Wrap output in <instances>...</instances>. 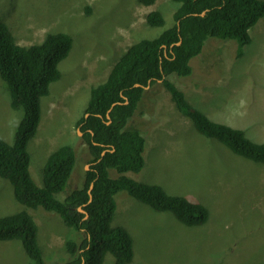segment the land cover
<instances>
[{"label": "rangeland", "instance_id": "374dc122", "mask_svg": "<svg viewBox=\"0 0 264 264\" xmlns=\"http://www.w3.org/2000/svg\"><path fill=\"white\" fill-rule=\"evenodd\" d=\"M176 9L171 0H155L149 6L140 0H0V22L18 45L40 44L53 33L72 39L67 57L58 64L60 78L40 100V122L27 145L28 170L37 186L43 184L47 157L63 145L73 148L75 165L64 192L55 197L63 200L82 186L91 157L77 122L84 115L89 89L106 80L129 46L172 26ZM151 11L163 15V28L147 26ZM248 34L250 42L239 57L236 41L208 39L190 61V76L173 80L191 106L211 121L242 130L250 141L262 143L264 16ZM10 102L0 78V138L9 144L22 118V111L12 110ZM126 130H137L145 138L144 166L138 173L122 175L208 208L205 224L187 227L172 213L155 212L126 192L117 193L111 225L125 228L133 239L134 255L128 264H264V164L200 135L160 82L144 89ZM109 175L120 176L114 170ZM22 210L37 226L44 263L71 261L66 243L79 244L84 233L66 226L53 212L20 205L10 184L0 178V216ZM0 264L34 263L19 242L11 241L0 243ZM102 264H114L112 255L106 254Z\"/></svg>", "mask_w": 264, "mask_h": 264}, {"label": "trees", "instance_id": "16d2710c", "mask_svg": "<svg viewBox=\"0 0 264 264\" xmlns=\"http://www.w3.org/2000/svg\"><path fill=\"white\" fill-rule=\"evenodd\" d=\"M154 1L140 3L149 6ZM171 2L177 5L173 25L152 39H139L129 46L106 80L89 89L87 106L77 126L85 132L90 168L84 173L82 186L63 200L55 195L64 192L71 177L76 158L73 148L63 145L49 154L40 187L28 170L27 145L40 122V100L49 94L50 84L60 78L58 64L67 57L72 39L64 33H53L40 44L24 47L0 22V78L10 93V108L22 111L13 142L0 138V178L10 184L13 198L20 205L53 212L66 226L84 233L79 244L66 243L72 260L65 264H102L106 254L112 255L114 264L132 262L131 235L125 228L111 225L116 210L114 196L119 192H126L155 212L172 213L187 227L201 226L208 219V211L196 201L169 195L158 185L122 175L138 173L144 166L145 138L137 130H126V125L148 85L160 82L177 111L191 121L200 135L215 139L237 156L264 164V142H252L242 130L211 121L191 106L173 80L183 81L180 78L190 76V61L199 56L210 38L236 41V57L241 56L242 48L250 42L249 29L264 16V0ZM146 24L149 28H163V15L149 12ZM109 170L120 176L111 178ZM36 236L37 226L25 210L0 216V243L19 242L34 264H45Z\"/></svg>", "mask_w": 264, "mask_h": 264}, {"label": "water", "instance_id": "95a60500", "mask_svg": "<svg viewBox=\"0 0 264 264\" xmlns=\"http://www.w3.org/2000/svg\"><path fill=\"white\" fill-rule=\"evenodd\" d=\"M180 44V42H178V43H176V45H179ZM172 46V45H171ZM150 84V83H149ZM135 86H138V85H135ZM149 87V85L147 86V87H145L144 89H146V88H148ZM116 104V103H115ZM115 104H113V105H111V108L108 110V112H107V117H108V113L111 111V109L115 106ZM88 117V114H86L85 115V118H87ZM108 124V123H107ZM104 153H105V151L104 152H102L101 153V156H103L104 155ZM91 188H92V185H90V187H89V191H88V194L90 195V190H91ZM78 211L79 212H82V213H84L85 214V212L81 209V208H78ZM85 218H86V214H85Z\"/></svg>", "mask_w": 264, "mask_h": 264}, {"label": "bare ground", "instance_id": "6f19581e", "mask_svg": "<svg viewBox=\"0 0 264 264\" xmlns=\"http://www.w3.org/2000/svg\"><path fill=\"white\" fill-rule=\"evenodd\" d=\"M141 183V182H140ZM206 209H208V208H206ZM216 211V210H215ZM211 214V213H210ZM222 216V215H221Z\"/></svg>", "mask_w": 264, "mask_h": 264}, {"label": "clouds", "instance_id": "9594fccd", "mask_svg": "<svg viewBox=\"0 0 264 264\" xmlns=\"http://www.w3.org/2000/svg\"><path fill=\"white\" fill-rule=\"evenodd\" d=\"M85 117V116H84Z\"/></svg>", "mask_w": 264, "mask_h": 264}]
</instances>
